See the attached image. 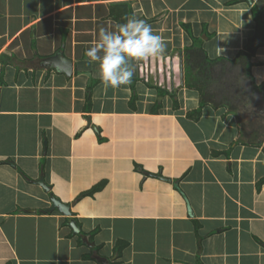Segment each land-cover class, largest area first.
<instances>
[{"label": "crops", "instance_id": "obj_1", "mask_svg": "<svg viewBox=\"0 0 264 264\" xmlns=\"http://www.w3.org/2000/svg\"><path fill=\"white\" fill-rule=\"evenodd\" d=\"M130 1L168 47L105 89L86 52L126 1L0 0V264H264V0Z\"/></svg>", "mask_w": 264, "mask_h": 264}, {"label": "clouds", "instance_id": "obj_2", "mask_svg": "<svg viewBox=\"0 0 264 264\" xmlns=\"http://www.w3.org/2000/svg\"><path fill=\"white\" fill-rule=\"evenodd\" d=\"M167 47L162 35L144 19L133 15L126 22L116 24L115 29L101 27L86 56L89 63L98 64L104 88L119 89L132 83L136 63L163 57ZM217 53L221 49L217 48Z\"/></svg>", "mask_w": 264, "mask_h": 264}, {"label": "water", "instance_id": "obj_3", "mask_svg": "<svg viewBox=\"0 0 264 264\" xmlns=\"http://www.w3.org/2000/svg\"><path fill=\"white\" fill-rule=\"evenodd\" d=\"M105 1H112V0H105ZM113 1H127V0H113ZM249 2V4H253V0H246ZM40 65L42 67H45L47 69H54L56 70L58 73L60 74H64L67 77H71L72 76V72H73V63L70 59H68L67 57L64 56V54L62 52L57 53L55 56L47 59V60H41L40 61ZM94 129L97 130L96 127H94ZM9 164L13 165V163L10 161L8 162ZM161 180L170 182V179H167L165 177H161ZM31 183H34L38 186H40L44 192L49 196L50 198V203H51V207L49 210H47L46 212H54V211H58L59 213H61L63 216H65L68 219V224L69 226L73 229L74 233L76 234H80L81 233V228L77 225L76 220L73 218V214L71 211V206L64 203L61 199H59L58 197L55 196V194L53 193V188L52 186H50L47 182H46V178H45V172L42 169L41 170V175L39 177L38 180L36 181H32L29 180ZM175 188L182 194V196L184 197V199L186 200V202L188 203V209H189V213L192 216V211H191V207L189 205L188 199L185 195V193L181 190L179 184L175 183ZM31 212H36V211H31ZM88 246H92V244L90 242L86 243ZM99 263L100 264H109L108 260H102L99 259Z\"/></svg>", "mask_w": 264, "mask_h": 264}, {"label": "trees", "instance_id": "obj_4", "mask_svg": "<svg viewBox=\"0 0 264 264\" xmlns=\"http://www.w3.org/2000/svg\"><path fill=\"white\" fill-rule=\"evenodd\" d=\"M132 2L131 1H126V2H120V3H114L110 6V11H111V19L114 20L117 24L118 23H124L126 22V18H130L134 15V10H133V7H132ZM256 16H258L257 14H259L257 8H254L253 9ZM262 15V13H260V16ZM262 25V28H259V32L260 33H263L264 32V24H261ZM248 52L245 53L246 56H248L250 59L253 58L256 54V52L261 49V48H264V34L263 35H256V37L250 41V43L248 44ZM200 114V112H199ZM198 118L201 117V115H196ZM18 172L20 173V175L23 177V176H26V174L24 172H22L21 170H19L17 168ZM103 183H102V186L101 185H98L94 188H92L91 190L89 191H86V192H83L82 194H80L77 199H83V198H87V197H93L97 192H99L100 190H102L103 188ZM68 220V219H66ZM119 249L116 250L118 252H120V255H122V250H121V244L122 242L119 243Z\"/></svg>", "mask_w": 264, "mask_h": 264}, {"label": "rangeland", "instance_id": "obj_5", "mask_svg": "<svg viewBox=\"0 0 264 264\" xmlns=\"http://www.w3.org/2000/svg\"><path fill=\"white\" fill-rule=\"evenodd\" d=\"M261 22H263V21H261ZM21 129H23V128H21ZM52 153V151L50 150V151H48V153H47V155H49V158H50V154ZM43 156H44V151H43ZM29 159H31V157L29 156V154H28V152L27 151H25V155H24V157H21V160L18 162L19 163V165L20 164H25V162L26 163H28V161L27 160H29ZM45 159H47V157H44L43 158V162L46 164V160ZM52 162L54 161V160H51ZM21 162V163H20ZM59 164L58 165H60V164H62V166H61V168H63L64 170H67L68 169V167H67V165H65V163L67 162V158H65V157H62V158H58V161H57ZM49 163V162H48ZM21 166V165H20ZM22 167V166H21ZM28 168V167H27ZM2 182H4L3 184H6L5 183V180L3 179L2 180ZM8 184H10V185H2V184H0V193L3 195V197H7V199H8V202H9V204H8V206L10 205V208H11V203H12V197H13V194L16 192V189H14L11 185H13L14 186V184H12L11 182H8ZM63 188H65L66 187V180L64 179V181H63ZM19 191V190H18ZM1 210V209H0Z\"/></svg>", "mask_w": 264, "mask_h": 264}]
</instances>
